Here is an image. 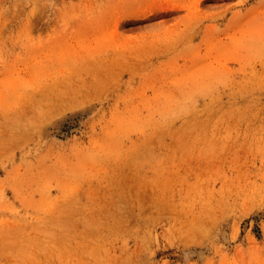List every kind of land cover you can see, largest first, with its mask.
I'll list each match as a JSON object with an SVG mask.
<instances>
[{
  "label": "rangeland",
  "instance_id": "1",
  "mask_svg": "<svg viewBox=\"0 0 264 264\" xmlns=\"http://www.w3.org/2000/svg\"><path fill=\"white\" fill-rule=\"evenodd\" d=\"M0 264H264V0H0Z\"/></svg>",
  "mask_w": 264,
  "mask_h": 264
},
{
  "label": "bare ground",
  "instance_id": "2",
  "mask_svg": "<svg viewBox=\"0 0 264 264\" xmlns=\"http://www.w3.org/2000/svg\"><path fill=\"white\" fill-rule=\"evenodd\" d=\"M165 14H166V15H169V14H170V12H166ZM192 37H194V33H193Z\"/></svg>",
  "mask_w": 264,
  "mask_h": 264
}]
</instances>
